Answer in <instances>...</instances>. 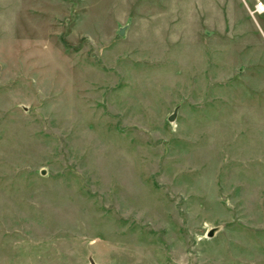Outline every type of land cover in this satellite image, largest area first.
I'll return each mask as SVG.
<instances>
[{
	"label": "rangeland",
	"instance_id": "rangeland-1",
	"mask_svg": "<svg viewBox=\"0 0 264 264\" xmlns=\"http://www.w3.org/2000/svg\"><path fill=\"white\" fill-rule=\"evenodd\" d=\"M259 2L0 0V264H264Z\"/></svg>",
	"mask_w": 264,
	"mask_h": 264
},
{
	"label": "built area",
	"instance_id": "built-area-1",
	"mask_svg": "<svg viewBox=\"0 0 264 264\" xmlns=\"http://www.w3.org/2000/svg\"><path fill=\"white\" fill-rule=\"evenodd\" d=\"M264 13V3L263 2H259L256 4L255 9L253 11V14H263Z\"/></svg>",
	"mask_w": 264,
	"mask_h": 264
},
{
	"label": "water",
	"instance_id": "water-1",
	"mask_svg": "<svg viewBox=\"0 0 264 264\" xmlns=\"http://www.w3.org/2000/svg\"><path fill=\"white\" fill-rule=\"evenodd\" d=\"M124 35V30H121L120 31V36H123ZM174 119H175V117L174 116H171L170 118H169V121H174ZM213 236V232H210L209 234H208V237H212Z\"/></svg>",
	"mask_w": 264,
	"mask_h": 264
},
{
	"label": "crops",
	"instance_id": "crops-1",
	"mask_svg": "<svg viewBox=\"0 0 264 264\" xmlns=\"http://www.w3.org/2000/svg\"><path fill=\"white\" fill-rule=\"evenodd\" d=\"M250 2H253V0H250ZM263 3H264V2H263ZM247 6L249 7V4H247ZM254 9H255V5H254L253 9L249 8V10H250L252 13H253ZM254 15H257V14H254ZM260 15H264V13H263V14H260Z\"/></svg>",
	"mask_w": 264,
	"mask_h": 264
}]
</instances>
